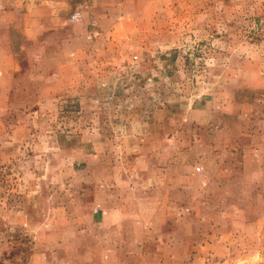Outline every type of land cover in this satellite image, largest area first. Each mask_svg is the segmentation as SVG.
Here are the masks:
<instances>
[{
  "label": "rangeland",
  "instance_id": "obj_1",
  "mask_svg": "<svg viewBox=\"0 0 264 264\" xmlns=\"http://www.w3.org/2000/svg\"><path fill=\"white\" fill-rule=\"evenodd\" d=\"M0 264H264V0H0Z\"/></svg>",
  "mask_w": 264,
  "mask_h": 264
},
{
  "label": "built area",
  "instance_id": "obj_2",
  "mask_svg": "<svg viewBox=\"0 0 264 264\" xmlns=\"http://www.w3.org/2000/svg\"><path fill=\"white\" fill-rule=\"evenodd\" d=\"M80 19H82V14L80 11L76 10L74 11L71 15H70V21L71 22H77L79 21ZM134 58H136V56H134ZM199 169V168H197Z\"/></svg>",
  "mask_w": 264,
  "mask_h": 264
}]
</instances>
